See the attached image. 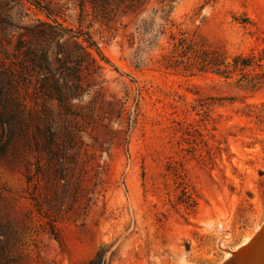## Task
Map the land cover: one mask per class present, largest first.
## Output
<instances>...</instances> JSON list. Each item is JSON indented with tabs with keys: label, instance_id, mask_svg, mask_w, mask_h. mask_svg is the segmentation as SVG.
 <instances>
[{
	"label": "rangeland",
	"instance_id": "rangeland-1",
	"mask_svg": "<svg viewBox=\"0 0 264 264\" xmlns=\"http://www.w3.org/2000/svg\"><path fill=\"white\" fill-rule=\"evenodd\" d=\"M39 2L64 27L89 32L109 60L97 79L105 97L128 91L137 120L127 130L116 120L87 127L82 139L101 143L95 152L105 170L75 172L82 189L59 187L55 202L45 201L42 181H26L35 160L28 145L5 144L0 128V264H86L101 245V264H220L264 220V84L162 63L179 38L229 59L264 55V0H173L166 23L154 3L135 17L104 21L89 5L80 12L77 0ZM36 18L47 20L25 0H0L7 91L11 68L28 71L34 91L38 68H30L31 56L20 52L28 43L18 37ZM32 44L36 60L40 44ZM28 101L36 110L55 109L36 94Z\"/></svg>",
	"mask_w": 264,
	"mask_h": 264
},
{
	"label": "trees",
	"instance_id": "trees-1",
	"mask_svg": "<svg viewBox=\"0 0 264 264\" xmlns=\"http://www.w3.org/2000/svg\"><path fill=\"white\" fill-rule=\"evenodd\" d=\"M25 1L29 8L40 11L47 19L44 21L36 18L34 22L23 25L18 41L20 43L23 38L28 45L24 51H20V47L15 48L24 56H31V69L38 68L34 77L35 87L34 91L29 90L31 75L28 71L17 73L11 68L8 73V91L4 89L0 79V128L8 137L5 144L10 139H18L28 145L35 160L34 171L26 175V181L35 179L33 184L42 181V186L50 193L44 197L45 201L55 202L61 197L57 192L59 187L74 183L75 188L82 189V178L72 179L75 172L86 173L93 169L99 174L105 170L107 163L100 158L102 153L95 152L97 148L103 150L101 143L93 137L98 142V147L94 143L87 146L82 139L86 128L95 129L97 124L107 126L109 122L116 120L118 124L124 122L127 130L136 123L137 112L134 110L131 116L128 91L120 97H105L97 79L103 65L109 64V60L88 31L64 27L51 17L52 12L41 5L39 0ZM77 1L80 12L89 5L93 16L104 21H110L117 13L135 17L147 5L154 3L161 12L160 18L166 23L169 21L170 3L173 0ZM64 36L65 39L60 41ZM33 40L40 44V56L36 60ZM51 40H54L56 49L49 55ZM172 53L169 57H163V67L181 64L185 70L210 72L223 78L237 73L239 80H245L252 87L264 84V71L255 70L262 68L263 54H238L229 59L219 49L193 50L189 44L184 43L183 38L175 41ZM31 93L40 96L44 104L53 102L55 109L45 105L39 110L34 109L28 101ZM87 94L92 97L84 102L83 98ZM139 95L140 91H137L135 103ZM92 192L94 189L90 188V193ZM33 200L41 210L38 200ZM105 251V245L99 246L86 264H101Z\"/></svg>",
	"mask_w": 264,
	"mask_h": 264
},
{
	"label": "water",
	"instance_id": "water-1",
	"mask_svg": "<svg viewBox=\"0 0 264 264\" xmlns=\"http://www.w3.org/2000/svg\"><path fill=\"white\" fill-rule=\"evenodd\" d=\"M264 260V220L248 241L239 245L236 251L231 252V257L220 264H252L254 256Z\"/></svg>",
	"mask_w": 264,
	"mask_h": 264
},
{
	"label": "bare ground",
	"instance_id": "bare-ground-1",
	"mask_svg": "<svg viewBox=\"0 0 264 264\" xmlns=\"http://www.w3.org/2000/svg\"><path fill=\"white\" fill-rule=\"evenodd\" d=\"M245 243V242H244ZM237 250V249H236ZM234 250V251H236ZM232 252V251H231ZM231 252H229V255L228 257H231ZM227 257V258H228ZM255 258H253V263L252 264H264V260L260 259L259 258V255L258 256H254Z\"/></svg>",
	"mask_w": 264,
	"mask_h": 264
}]
</instances>
